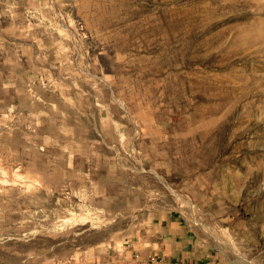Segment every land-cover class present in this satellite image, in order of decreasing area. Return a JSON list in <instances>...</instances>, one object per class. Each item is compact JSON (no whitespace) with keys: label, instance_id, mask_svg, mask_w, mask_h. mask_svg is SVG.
<instances>
[{"label":"rangeland","instance_id":"374dc122","mask_svg":"<svg viewBox=\"0 0 264 264\" xmlns=\"http://www.w3.org/2000/svg\"><path fill=\"white\" fill-rule=\"evenodd\" d=\"M149 254L264 264V0H0V264Z\"/></svg>","mask_w":264,"mask_h":264},{"label":"built area","instance_id":"2783aa9c","mask_svg":"<svg viewBox=\"0 0 264 264\" xmlns=\"http://www.w3.org/2000/svg\"><path fill=\"white\" fill-rule=\"evenodd\" d=\"M140 262L142 264H151V263L156 264V263H159V262L160 263H163L164 262V259L159 258L158 256H154V255H150L149 254L147 257L141 259Z\"/></svg>","mask_w":264,"mask_h":264},{"label":"crops","instance_id":"0c3cea01","mask_svg":"<svg viewBox=\"0 0 264 264\" xmlns=\"http://www.w3.org/2000/svg\"><path fill=\"white\" fill-rule=\"evenodd\" d=\"M173 262V261H172ZM175 262V261H174ZM159 264H173V263H169V262H163V263H159ZM182 264V263H181Z\"/></svg>","mask_w":264,"mask_h":264}]
</instances>
